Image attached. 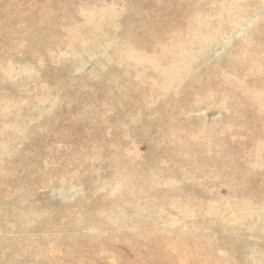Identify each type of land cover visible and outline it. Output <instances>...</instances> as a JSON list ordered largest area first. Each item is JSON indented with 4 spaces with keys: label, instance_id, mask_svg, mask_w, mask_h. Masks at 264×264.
<instances>
[{
    "label": "rangeland",
    "instance_id": "1",
    "mask_svg": "<svg viewBox=\"0 0 264 264\" xmlns=\"http://www.w3.org/2000/svg\"><path fill=\"white\" fill-rule=\"evenodd\" d=\"M197 259L264 264V0H0V264Z\"/></svg>",
    "mask_w": 264,
    "mask_h": 264
},
{
    "label": "bare ground",
    "instance_id": "2",
    "mask_svg": "<svg viewBox=\"0 0 264 264\" xmlns=\"http://www.w3.org/2000/svg\"><path fill=\"white\" fill-rule=\"evenodd\" d=\"M198 248H196V251L198 252V250H197ZM176 253V252H175ZM196 264H198V259H197V263Z\"/></svg>",
    "mask_w": 264,
    "mask_h": 264
}]
</instances>
